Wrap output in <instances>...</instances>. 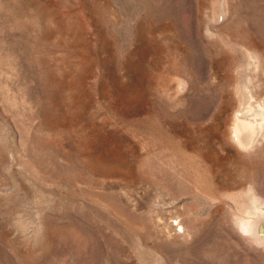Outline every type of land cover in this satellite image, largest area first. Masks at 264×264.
Segmentation results:
<instances>
[{
    "label": "rangeland",
    "instance_id": "374dc122",
    "mask_svg": "<svg viewBox=\"0 0 264 264\" xmlns=\"http://www.w3.org/2000/svg\"><path fill=\"white\" fill-rule=\"evenodd\" d=\"M0 264H264V0H0Z\"/></svg>",
    "mask_w": 264,
    "mask_h": 264
}]
</instances>
